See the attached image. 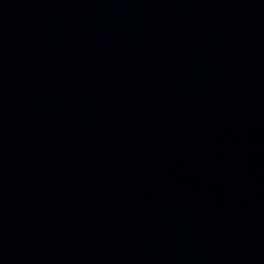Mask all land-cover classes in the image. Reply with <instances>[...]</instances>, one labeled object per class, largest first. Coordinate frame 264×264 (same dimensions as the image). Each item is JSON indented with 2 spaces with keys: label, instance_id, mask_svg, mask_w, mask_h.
Masks as SVG:
<instances>
[{
  "label": "water",
  "instance_id": "water-1",
  "mask_svg": "<svg viewBox=\"0 0 264 264\" xmlns=\"http://www.w3.org/2000/svg\"><path fill=\"white\" fill-rule=\"evenodd\" d=\"M0 264H264V0H0Z\"/></svg>",
  "mask_w": 264,
  "mask_h": 264
}]
</instances>
